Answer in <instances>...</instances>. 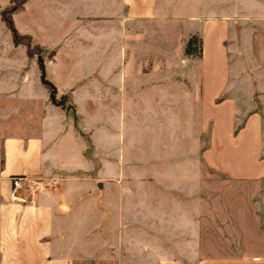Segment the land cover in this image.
Returning <instances> with one entry per match:
<instances>
[{
	"label": "rangeland",
	"instance_id": "1",
	"mask_svg": "<svg viewBox=\"0 0 264 264\" xmlns=\"http://www.w3.org/2000/svg\"><path fill=\"white\" fill-rule=\"evenodd\" d=\"M8 5L0 0V10ZM218 15L230 19L231 75L262 78L250 36L264 34V0H25L13 20L41 48L31 59L0 20V168L4 138L21 135L24 148L46 120L47 169L22 190L50 198L54 251L71 264H157L186 256L204 215L226 233L218 197L202 187L212 175L202 153L213 122L201 132L192 102L201 23ZM50 51L54 62L44 77L58 89L80 82L65 102V118L39 79L37 60L47 62ZM124 85L131 90L123 92ZM263 99L254 95L257 103ZM71 127L81 136L79 169L52 170L74 159ZM94 180L103 183L99 198Z\"/></svg>",
	"mask_w": 264,
	"mask_h": 264
},
{
	"label": "crops",
	"instance_id": "2",
	"mask_svg": "<svg viewBox=\"0 0 264 264\" xmlns=\"http://www.w3.org/2000/svg\"><path fill=\"white\" fill-rule=\"evenodd\" d=\"M234 25L237 26L235 20ZM200 33L202 58L198 61V80L195 79L199 87L192 102L195 108L199 107L201 132L213 122L208 149L202 153V160L212 175L203 178L202 187L206 194L218 197L227 231H220L210 215L201 216L195 222L196 236L189 241V253L159 258L157 264H264V99L262 103L254 101L255 94L264 98V34L256 32L250 36V51L262 75L252 79L247 74L231 75L226 46L230 37L228 17L204 19ZM53 62L54 53L47 62L42 61L44 71L45 65ZM234 82L238 86L230 91ZM77 86L55 87V90L57 96L68 93L67 102H71ZM126 90H131L129 85H124L123 92ZM220 97L221 101L216 104L214 100ZM57 107L65 118L69 106ZM47 132L50 125L45 120L29 135L34 139L24 148L21 135L15 133L4 138L0 168V264H71L67 256L54 251L50 198L41 191L25 194L21 190L20 200H7L10 177L22 175L37 179L38 173L47 169L44 165L48 164L50 155L45 151L43 140ZM70 132L71 140L78 143L72 154L74 159L69 167L58 161L51 165L52 170L79 169L83 158L79 151L81 144L78 146L81 136L78 137L73 127ZM103 190L102 183L101 195Z\"/></svg>",
	"mask_w": 264,
	"mask_h": 264
},
{
	"label": "trees",
	"instance_id": "3",
	"mask_svg": "<svg viewBox=\"0 0 264 264\" xmlns=\"http://www.w3.org/2000/svg\"><path fill=\"white\" fill-rule=\"evenodd\" d=\"M24 2L25 0H9V5L6 7H3L0 10V20L3 23V25L7 28V30L9 31L12 44L23 46L27 59H31L35 54L40 53L41 48L37 45L31 44L30 35L19 33L17 29L15 28L13 19H12L13 14L19 11L20 9H22ZM190 41L186 48L187 53L189 52V45L191 43ZM47 56L48 58H51L53 56V52L52 51L48 52ZM37 64H38V68L40 71V75H39L40 83L42 84V86L45 88L47 92V97H48L49 102L53 105L59 106L62 109L65 108V102L68 100L69 94L64 93V94H60L57 96V93H56V90L53 84L44 77V74H43L44 69H43L42 60L38 59Z\"/></svg>",
	"mask_w": 264,
	"mask_h": 264
},
{
	"label": "built area",
	"instance_id": "4",
	"mask_svg": "<svg viewBox=\"0 0 264 264\" xmlns=\"http://www.w3.org/2000/svg\"><path fill=\"white\" fill-rule=\"evenodd\" d=\"M26 180L27 178L22 175H14L10 177V186L7 192V200L9 201L20 200L19 193L23 189Z\"/></svg>",
	"mask_w": 264,
	"mask_h": 264
},
{
	"label": "water",
	"instance_id": "5",
	"mask_svg": "<svg viewBox=\"0 0 264 264\" xmlns=\"http://www.w3.org/2000/svg\"><path fill=\"white\" fill-rule=\"evenodd\" d=\"M95 187L99 192L98 198L101 196L102 193V182L100 180L95 181Z\"/></svg>",
	"mask_w": 264,
	"mask_h": 264
}]
</instances>
